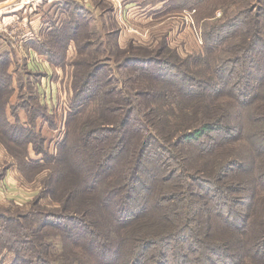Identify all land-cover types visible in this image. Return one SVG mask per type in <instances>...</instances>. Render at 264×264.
<instances>
[{
	"label": "trees",
	"instance_id": "obj_1",
	"mask_svg": "<svg viewBox=\"0 0 264 264\" xmlns=\"http://www.w3.org/2000/svg\"><path fill=\"white\" fill-rule=\"evenodd\" d=\"M180 1L174 0L178 7L182 5ZM71 16L79 17L70 13L67 24ZM60 27L50 29L39 46L57 65L61 64L65 50L76 38L71 31L72 36L60 33L66 28ZM224 27H214L204 33L206 53L215 48L213 40L226 43L223 38L228 35L223 33ZM231 28L235 29L230 37L239 31L241 36L249 31L247 27ZM105 29L104 40L98 42L101 39L99 29L87 27V32L93 35L90 38H98L93 43L86 42L87 48L93 45L95 55L87 52V59L83 55L80 58L81 64L89 70L80 73L79 65L72 72L74 93L72 91L69 119L74 117L71 110L74 112L83 106L82 101L98 97L100 92L94 94L93 87H99L101 81L103 84L100 85L106 87L107 78H98L97 74L114 57L110 47L117 45L124 53L136 47L128 44L121 48L118 43L111 44L112 39H117L118 29ZM259 31L262 33V29ZM255 33L254 29L247 41L242 39L241 46L235 44L236 56L217 59L211 64V73L207 75L205 71L202 76L173 67H152L154 58L151 56L142 58L129 53L119 58L116 55V65L122 69L121 73L133 64L148 65L150 69L140 67L142 71L151 72L146 78L139 73L140 68L134 67L138 74L134 81L148 91L132 93L128 85L127 89L121 90L120 94L124 92L121 98L128 101L129 106L136 100L139 108L134 111L125 107L120 115H116L118 122L111 123L114 126H105L103 122L88 128L83 134H86L84 140H78L72 149L73 163L69 173L64 171L68 165L64 158L45 155L47 164L57 160L59 165L50 167L45 188L53 193L60 206L56 211L43 213L36 210L35 214L30 211L17 215L15 224L25 225L29 237L27 243L33 242L31 250L37 249L36 255L27 257L24 263L28 260L32 264L48 262L43 256L48 253L47 245L42 241L46 235L41 229L51 226L61 241L60 253L54 254L58 264H264V111L255 117L256 128L251 129L249 125L254 114L251 106L264 90V40L257 41L261 37ZM58 36H66L62 56L54 49ZM76 41L79 49L85 47L84 42ZM97 42L100 52L106 54L104 57L96 55ZM222 49L227 50L225 45ZM208 54L204 57L205 63ZM7 57H10L9 52L0 53L3 65L0 74L9 81L7 86L0 88L3 89L1 113L7 112L6 104L13 91L10 76H6ZM232 63L233 70L229 71L228 64L231 66ZM234 67L238 69L236 73ZM128 74L123 78L125 84L131 81ZM173 76L177 78L173 79ZM153 77L162 79L163 83L164 79L175 82L174 87L182 99L191 103L201 99L212 107L198 110L190 104L191 108L180 110L175 104L181 102L175 100L176 94L172 95L175 99H168L166 93L161 97L151 92V88L159 85L153 83ZM21 86L24 88V84ZM218 91L219 100L214 104L210 98ZM113 92L102 89L98 99L105 100ZM162 101L168 102L166 110L158 109ZM93 111L91 116L96 112ZM139 114L134 125L132 119ZM30 118L28 126L17 132L22 134L26 130L31 140V137L35 139V130L34 120ZM6 122L8 126L11 124L10 120ZM13 128L19 129L18 126ZM36 137L40 144L39 134ZM235 140L239 141L238 148L229 147L228 157L210 169L212 157L221 154ZM247 140L250 146L245 148L244 141ZM7 146L12 148L10 143ZM38 147L39 152H43V148ZM62 147L65 151L69 149L66 143ZM45 156L27 155L25 163L38 165L44 162ZM56 172L60 193L50 185ZM215 221L220 224L218 233L213 226ZM20 262L23 260L18 254L12 264Z\"/></svg>",
	"mask_w": 264,
	"mask_h": 264
},
{
	"label": "rangeland",
	"instance_id": "obj_2",
	"mask_svg": "<svg viewBox=\"0 0 264 264\" xmlns=\"http://www.w3.org/2000/svg\"><path fill=\"white\" fill-rule=\"evenodd\" d=\"M116 1L117 9H122V0V3H120L119 0ZM134 1L139 2L138 5L142 7L150 3L151 6L155 3L161 4H158L156 9L153 10L152 8L145 9L147 11V16L144 18L139 17V13L135 14L134 18L137 19V21L133 26H136L135 28L139 30V33L131 32L130 34L132 36H128L132 37L131 41H127L126 43V47L128 44L136 46L134 48L132 47V51L124 53L119 48L117 49V45L115 48L110 47L114 57L109 60L107 64H105V67L101 68L102 70H99L97 74L98 78L104 76L105 79L107 78V85L103 88V85H100V83H102L101 81L99 82V87L92 88L94 89L92 92L94 94L100 92L97 95L98 97L102 94V89H109L114 92L111 93L110 96L107 95L105 100L104 98L98 99L97 97L93 98L92 101H90V99L82 101V107L77 108L74 112L71 110V114H74V119L71 118L73 120L69 119L70 104L73 100L72 91L74 89L72 72L75 71V68L79 65L80 73L89 70V68H86V65L81 64L82 62L80 58L83 55L84 59H87V52L91 53L92 56L93 54L95 55L92 51L93 45L87 48L86 42L93 43V41H97L98 39L93 37L90 38L93 35L87 32V27H95L96 29H99L101 39L98 40V42L104 40L103 36L104 33H106L105 28L117 27L119 31L121 27L113 22L116 15L112 14L114 10L111 4L95 0L98 7L104 10V16H102L99 14V11L101 10H98V12L96 11L97 14L91 13L88 7H85L83 4L80 5L76 3V5H73V0H53V4L59 8L61 13L58 25L66 27L60 33H67L68 36H72L70 35L71 31L74 32L73 34H75L76 38L75 42L73 41L69 48L65 50L64 55L63 45L66 42V36H58L55 38L57 39V42L54 49L56 48L55 51L59 56H63L60 65H57L54 62L48 63L49 66L46 65L50 68L49 72L41 69L37 64L35 66V64L29 59H25L24 63H22L21 59L17 58L14 53V55L11 53L9 58L7 57L6 76L7 74L10 76V86L13 88V91L11 90V98L6 104L8 106L7 112H0V264H12L15 260V256L18 254L22 256L23 260L20 264H32L29 260L24 263V260L27 259V257L32 258L33 254L36 255L37 249L33 248V250H31L33 242L27 243L29 237L27 236L28 230L25 225L18 224L17 226L15 224L17 221V215L22 212L29 213L30 211H33L35 214L36 210L43 213L56 211L57 207L60 206L59 201L56 200L53 193L47 192L45 188V181L47 180L48 173H50V169L58 165L57 160H55V163L54 160H52L51 164H47L49 163L47 157L57 158L59 156V159L64 158V161L68 164L64 171L69 173V169L72 168L71 163H73L71 160L74 153L72 149L78 140H84L86 137V134L83 135L84 132L88 128L90 129L93 125L95 127L96 124L103 122L106 123L105 126H114L111 123L118 122L116 115H120L122 110L129 106V102L121 98L124 94V92L120 94L121 90L127 89V85L133 90L132 93H138L139 91L146 89L145 87H141L137 80L134 81V79H136L138 75L135 69L148 67V65L133 64L124 68L121 73L122 69L118 68L116 65V55H118L119 58L129 53H133L142 58L151 56L154 58V64H152V67H173L178 70L181 69L182 71H187V73H193L194 76H202L205 71L207 75L208 73H211V64L212 62H216L217 59H227L230 56H236L235 54L237 53L234 52L235 44H240L242 39L247 41L252 30L255 29V32L259 33L261 37V39H258L257 41L263 42L264 40V0H203L201 4L199 1L195 3L191 0H186V2L181 0L180 3L182 5H179L180 7L175 4L174 0ZM95 8L96 7L93 8L94 11ZM67 9L72 10V15L83 17L71 16L70 21L67 24L68 18L63 14ZM87 16L89 17V21H92L91 24H88L89 22L85 20L84 17ZM249 16L251 18H249ZM82 18L83 20H81ZM143 19L146 21L144 22ZM159 21H162L160 25L164 28L161 32L154 28L159 27L157 24ZM154 24L156 25L154 26ZM222 25H225L223 33L226 32V35H228L223 38L226 43L223 44L219 42V40H213L212 44H214L215 48L209 51V54L206 53L204 33L214 29V27L217 28ZM101 27H103V30H101ZM231 27H247L249 31L245 35L242 34V36L239 31L236 35L230 37L229 34L235 29ZM127 28H129V26ZM51 29H54V27H51ZM258 29H262V33ZM97 32L98 31L96 30V34L99 35ZM84 33H86V35H84ZM118 35L119 33L117 34V39H112L110 41L111 44L118 43ZM77 39L84 42L85 47L83 49L78 48ZM98 42L95 44V46L98 45L95 51L98 52L96 55H99L101 58L106 54L105 52H100V45ZM223 45H225L227 50L222 49ZM4 52L10 53V49L2 50L0 53ZM207 54L208 60H206L207 63H205L204 57ZM77 60L80 61V64H75V61ZM165 62L168 64H164ZM233 65L234 64L232 63L231 67L228 64L229 71L233 70ZM2 66L3 65L0 63V68ZM134 67L138 68L134 69ZM139 70L141 76L145 78L148 77L146 76L147 74L151 73L150 71H142L141 68ZM159 71L158 73L160 74ZM237 71L238 69L235 68V71L233 72L236 73ZM127 73H129L128 77L131 78V81L125 84L123 78ZM163 73L166 74L165 72ZM166 75L169 78L171 77L169 74ZM235 77H233V79ZM175 78L177 77L173 76V79ZM160 80L162 79L158 77L152 78L153 83L157 82V85L158 83L159 85L156 86L157 88H151V92L158 93L161 97L166 93L168 99L176 94L177 98H173L176 101L180 99V103H175L180 110H183L184 107L186 109L191 108L190 104L197 107L198 110L212 107L210 104L205 105L204 101H201V99L198 102L193 100L192 103L188 100L182 99L179 95L180 93L178 89L176 86L174 87L176 84L175 82L168 81L173 84L172 87L166 81L168 79H164V83ZM8 83L9 81L5 76L0 74V88L7 86ZM22 84H24V88H22ZM146 91H148V89H146ZM218 93L219 91L213 93L210 98L214 100V104L219 100ZM8 98L9 96L6 97V100ZM2 100L3 89H0V107L3 105ZM229 100H231V98H229ZM169 103L171 104V102ZM224 103L225 102H223V104ZM103 106H107V109L104 110ZM166 106H168V102L162 101L158 109L166 110ZM129 108L130 110H137V108H139L137 101L133 100L128 109ZM99 109L101 111H99ZM93 110H96V112L91 116L90 112H94ZM111 110L119 111L112 113L110 112ZM251 111L254 114L249 125L252 126L251 129H254L257 127L258 123L257 118L255 117L260 116L264 111V90L255 100L254 104H252ZM30 117L34 120L33 124L35 130L33 133L35 135L32 134L35 136V139L31 137V140L28 139L26 130L22 134L17 132L18 130L24 129V126L29 124V121L31 120ZM139 117L140 114L139 116H135V122L134 119H132L134 125H136V120H138ZM3 120H10V125L18 126L19 129H14L13 126L9 128L10 125L8 126L7 122L4 123ZM74 123L75 125L73 126ZM165 124L168 125V122L166 121ZM38 134L40 137V144L37 142L36 136ZM238 142V140L231 142L225 147V151L212 157V164L209 168H216L220 161L228 157L230 150L227 149L231 146L235 149L238 148ZM244 142H246L244 147L248 148L250 146L249 140ZM9 143L10 146H12L11 149L7 146ZM63 143H66V146H69V149L67 148L66 151L62 147ZM38 146L43 148V152H39ZM27 155L35 158L42 157V155H46L47 157L45 156L44 162H40L38 165L29 166L25 163V157ZM59 171L62 172L61 168ZM52 178L53 181H50V185L57 190L54 191L60 193V185L56 183L57 172ZM40 217L41 219L43 218L42 215ZM42 222L43 221H41V223ZM213 226L217 229L216 233H218L220 224L215 221ZM41 231L46 235L42 238L43 243L47 245L46 250L48 254L43 255L48 259L46 264H58L55 263L54 258L56 255L54 254H58L61 251L60 236L57 235L56 230L51 226L44 227ZM39 246L42 250L41 245ZM49 260H51V262Z\"/></svg>",
	"mask_w": 264,
	"mask_h": 264
},
{
	"label": "crops",
	"instance_id": "obj_3",
	"mask_svg": "<svg viewBox=\"0 0 264 264\" xmlns=\"http://www.w3.org/2000/svg\"><path fill=\"white\" fill-rule=\"evenodd\" d=\"M25 1L0 0V52L10 49V54L14 53L17 58L21 59L22 63H24L25 59H29L35 66L37 64L41 69L49 72L50 68H48V63H52V61L41 51L39 46L45 40L51 27H60L58 25V20L61 15L60 10L53 4V0H44L40 3H26ZM73 1V5H76V3L83 4L85 7H88L91 13L97 14L96 11L101 10L99 14L104 16V10L98 7L95 0ZM99 1L112 5L114 10L112 14L116 15L113 22L121 26L118 31V43L121 47H126L127 41H131L132 37H128L131 35V32L139 33V30L135 28L136 26H133L137 21L134 18L135 14L139 13V17L144 18L147 16L145 9L152 8L153 10L156 9L158 4H161L155 3L151 6L150 3L142 7L138 5L139 2H135L134 0H122V9L118 10L116 0L115 2L114 0ZM119 1L122 3L121 0ZM94 7H96L95 11L93 9ZM70 13V9L63 12L66 18H69ZM84 18L89 22L88 24L92 23V21H89L88 16ZM141 18L139 19L142 20ZM143 21L145 22L146 20L143 19ZM161 23L162 21H159L157 23L159 27H154L160 32L164 30L163 26L160 25ZM128 26L129 28H127Z\"/></svg>",
	"mask_w": 264,
	"mask_h": 264
},
{
	"label": "built area",
	"instance_id": "obj_4",
	"mask_svg": "<svg viewBox=\"0 0 264 264\" xmlns=\"http://www.w3.org/2000/svg\"><path fill=\"white\" fill-rule=\"evenodd\" d=\"M43 0H26L25 2L26 3H40L42 2Z\"/></svg>",
	"mask_w": 264,
	"mask_h": 264
}]
</instances>
